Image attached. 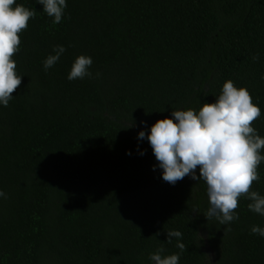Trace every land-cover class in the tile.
<instances>
[{"label":"trees","instance_id":"trees-1","mask_svg":"<svg viewBox=\"0 0 264 264\" xmlns=\"http://www.w3.org/2000/svg\"><path fill=\"white\" fill-rule=\"evenodd\" d=\"M16 4L35 17L12 57L21 84L0 105V264H150L161 247L179 264H264L251 232L264 216L246 194L239 219H206L205 181H164L137 138L215 102L227 80L260 108L264 138V0H67L59 24L37 0ZM56 45L66 51L45 71ZM80 55L92 76L70 81ZM257 172L250 191L264 196V161Z\"/></svg>","mask_w":264,"mask_h":264},{"label":"clouds","instance_id":"clouds-1","mask_svg":"<svg viewBox=\"0 0 264 264\" xmlns=\"http://www.w3.org/2000/svg\"><path fill=\"white\" fill-rule=\"evenodd\" d=\"M37 3L53 18L54 24L61 22L67 0H37ZM34 17L35 10L16 4V0H0V105L5 107L22 79L12 59L19 50L18 33L26 29L29 19ZM65 51L63 45L54 46V54L43 61L44 70L52 68ZM92 63L89 56H77L67 79L91 77ZM260 116L261 110L253 104L250 93L227 80L215 102L202 103L198 111L191 108L172 111L171 118L158 119L147 132L140 130L137 138L149 143L158 162L154 167L161 170L164 181L175 185L186 176L197 182L205 181L210 205L206 219L215 217L220 224H228L239 219L235 209L238 198L244 194L252 201L249 210L264 216V196L250 191L253 181L260 179L257 168L264 161L260 151L264 149V138L251 126ZM4 196L0 190V197ZM251 232L264 237L262 227L253 226ZM166 235L168 243L176 238V247L181 253L186 251L185 244L180 242L179 230L170 229ZM164 253L163 247L151 253L150 264H179L180 253ZM208 259L210 264V257Z\"/></svg>","mask_w":264,"mask_h":264}]
</instances>
